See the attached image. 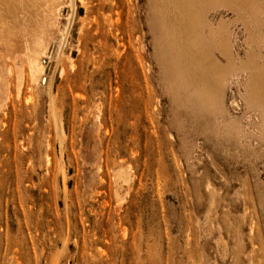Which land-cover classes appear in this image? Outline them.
Segmentation results:
<instances>
[{"label":"rangeland","instance_id":"rangeland-1","mask_svg":"<svg viewBox=\"0 0 264 264\" xmlns=\"http://www.w3.org/2000/svg\"><path fill=\"white\" fill-rule=\"evenodd\" d=\"M56 1L34 71L43 0L0 12L26 38L0 37V264H264V103L245 70L208 103L213 81L197 89L163 34L198 3ZM215 3L203 16L227 23L234 63L248 51L263 74L264 4Z\"/></svg>","mask_w":264,"mask_h":264},{"label":"bare ground","instance_id":"bare-ground-1","mask_svg":"<svg viewBox=\"0 0 264 264\" xmlns=\"http://www.w3.org/2000/svg\"><path fill=\"white\" fill-rule=\"evenodd\" d=\"M11 1H14V0H11ZM15 1L22 4L23 1H27V0H15ZM30 1H31V3H33L36 0H30ZM79 1H81V0H79ZM188 1H190V0H188ZM194 1H196L198 3V6L196 5L197 7H195L196 3L192 2V3H195L194 4L195 10H194L193 15H192V13L188 14V15L193 16L192 17L193 19L190 17L192 19V21L189 18V16H184V13H183V15L180 16V18L183 20H185V19L187 20L186 17H188L189 21H187V23L184 21L185 22L184 24H182L183 22H181V24H178L177 29H175L176 25L173 26V24H171L172 26L171 25L167 26L170 28L167 31H165L166 30L165 28H167V27H165V25L169 24V23H166L165 25L163 24L165 27L164 28L165 30H163L164 31L163 34L165 35L167 40H169L172 44H174L175 54L180 56L181 58L186 56L187 59L190 60V65L192 66V69L195 71L194 75H192L191 78L194 80L195 84L199 87L197 89L202 90L203 88H205V85L207 84L208 79H211V81H213L212 86L215 88L214 93L212 94V93L207 92V94H206L205 92H203V94L206 95V99H209L207 101L210 104H215L216 102H218L220 95L216 94L215 91H218L220 93L221 88L224 86V84L226 82L227 71L235 72V71L239 70V71L244 72V70H245V73L247 75L246 74H244V75L246 77L245 80L247 79L246 80L247 82H246V85L244 82V85H245L244 89H245V92L247 94L246 95L247 99L251 102L258 104V107H260V109L262 111L263 110L262 107H263V103H264V73L258 74L260 72V70H259V72L254 71V70H258V69L257 68L255 69V67H257L254 65L255 63L252 64V62H254V61L251 58L252 59V62H251V60L249 58L250 54L248 51L246 52L247 55H245L246 58L244 61H239L238 64L234 63V61L231 57L232 55H231L230 32H229L227 23L225 22V20L220 19L216 24H214V23L210 22V20L208 18H205L203 16L205 9L209 6L213 7V5L216 4L215 3L216 0H194ZM260 1L264 4V0H260ZM43 2H44L43 5L45 7L43 6L44 11H42V14L40 17L42 19H39V22L35 25V28H37V30H38L39 36L40 35L43 36V34L46 33L47 31H48L47 33L50 35L51 34L50 29H53V27L57 29V26H55L57 24V18H56L57 11H58L56 8V2L57 1L56 0H43ZM182 2H183V0H182ZM187 2H186L187 5H189L188 3H191V1L188 3ZM177 3H179V1ZM30 5H32V4H30ZM2 6H3V0H0V12L2 11ZM70 6L72 7V4ZM189 7L191 8L192 6L190 5ZM187 10L190 11V9H187ZM253 10H252V12H255ZM191 11L193 12V10H191ZM175 14H177V13H175ZM182 16H184V17L182 18ZM178 21H180V20H178ZM252 21L253 20H251L250 22L252 23ZM164 22H166V21L164 20ZM4 23H5V21L4 22L2 21V18L0 15V37H8V39L10 40L11 36L13 35L12 32L14 29L15 30V34L13 35L14 40H10L11 44H12V41H14L15 46H17V44L20 41L21 42H23V40L26 41L25 40L26 38L23 40H20L19 36L21 34L20 33L21 31L18 28V26L16 27L17 28L16 29L14 24L4 26L3 25ZM170 23H173V22L170 21ZM246 24H249V23L246 22ZM15 25H17V24H15ZM3 27H4V29H3ZM171 28L175 29L176 31L173 33V29H172V32H170ZM204 29L206 30V32H204ZM246 30H247V28H246ZM25 32H23V33L25 34ZM247 32L249 33V35L247 33V35L249 36V38H247V39H249V42L253 43L254 40H256L257 36L255 35L256 38H254V34H252V32L250 33V31H248V30H247ZM33 33H37V31L36 32L34 31ZM39 33H41V34H39ZM27 34H25V35H27ZM48 34H46V36ZM28 35H30V37H32L31 33ZM38 35L36 36V34H35L36 37L33 35L32 41L30 40L31 42L29 43V45L31 47L30 48L31 52H29L30 51L29 49H28L29 51L26 50V48H27L26 46H28V43H27L28 41L26 42V46H25L26 48L24 49V50H26V52H29L28 55H30V57L27 54H25V55H27L30 58V60L27 61L28 58L27 57L26 58L24 57V58L26 59L27 63L29 62V65H30L29 67L32 71L35 70V67H36L35 64L38 61V58L36 56L37 55L39 56V54L41 52H44L47 49V45H48L47 42H49L47 40H50V37H51V35H50L49 39L44 40V38H42V36L39 37ZM44 36H45V34H44ZM30 37L28 36L29 39H30ZM37 37L42 38V41L40 39L41 43H39V40H37ZM47 38H48V36H47ZM2 39L0 38V42H2L1 41ZM6 42H4V43L6 44ZM9 45L10 44H8L7 47ZM2 46L5 49L6 46L5 45H2ZM10 46L13 47L14 45H10ZM10 46H9V50L11 49ZM7 47H6L5 52L8 51ZM4 49L2 51H4ZM212 49H218L222 53V55L224 56L225 63L223 65V68H218V66H217L218 64L215 62L216 60L212 55ZM16 51L13 53H17V52L19 53L20 52V50L17 52ZM8 53H10V51H8ZM13 53H11V55ZM22 54H24V53H22ZM25 55H23V56H25ZM6 56H10V55L6 54ZM251 57H252V55H251ZM4 58H6V57L4 56ZM36 58H37V60H36ZM2 59H3V57H2ZM25 59L23 60L24 63L26 62ZM38 63H39V61H38ZM37 65H39V64H37ZM256 72H257V74H256ZM33 73H35V72H33ZM33 77H32V79H34ZM35 78H36V76H35ZM198 91H200V90H198ZM259 104H261V105H259ZM263 113H264V110H263Z\"/></svg>","mask_w":264,"mask_h":264}]
</instances>
